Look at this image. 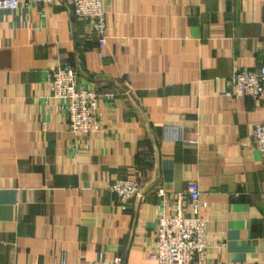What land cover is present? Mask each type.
<instances>
[{"label": "crops", "instance_id": "0c3cea01", "mask_svg": "<svg viewBox=\"0 0 264 264\" xmlns=\"http://www.w3.org/2000/svg\"><path fill=\"white\" fill-rule=\"evenodd\" d=\"M103 7L105 56L64 0L0 9V264H157V219L179 193L192 215V187L208 203V264H264V158L248 143L264 95L231 83L264 67V0ZM63 61L105 95L98 132H70L51 95ZM119 179L146 197L123 203Z\"/></svg>", "mask_w": 264, "mask_h": 264}, {"label": "built area", "instance_id": "2783aa9c", "mask_svg": "<svg viewBox=\"0 0 264 264\" xmlns=\"http://www.w3.org/2000/svg\"><path fill=\"white\" fill-rule=\"evenodd\" d=\"M74 15L86 21L94 30L98 48L103 53L107 44L105 0H64ZM51 6L54 0H0V9H17L33 3ZM47 82L53 98L60 101L74 135H89L100 130L98 115L100 98L105 95L94 87L84 85L77 70L63 61L47 73ZM235 96L259 99L264 95V67L256 70L235 69L231 75ZM264 158V121L258 123L250 142ZM110 192L126 203L133 199H143L146 192L139 180L119 179L114 181ZM192 215L185 214V196L177 194L175 212L162 215L157 219L156 235L152 244L150 259L157 264H208L209 246L207 243L208 220L203 215L208 203L201 199L196 187L189 190ZM157 196L165 197L167 192L159 188ZM126 205H123L125 208ZM119 261V259H117ZM65 264V261H63Z\"/></svg>", "mask_w": 264, "mask_h": 264}]
</instances>
